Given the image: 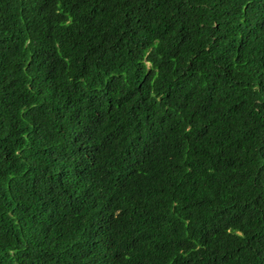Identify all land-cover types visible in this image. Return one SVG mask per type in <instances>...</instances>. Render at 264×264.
I'll return each instance as SVG.
<instances>
[{
	"label": "trees",
	"instance_id": "obj_1",
	"mask_svg": "<svg viewBox=\"0 0 264 264\" xmlns=\"http://www.w3.org/2000/svg\"><path fill=\"white\" fill-rule=\"evenodd\" d=\"M0 264H264V0H0Z\"/></svg>",
	"mask_w": 264,
	"mask_h": 264
}]
</instances>
